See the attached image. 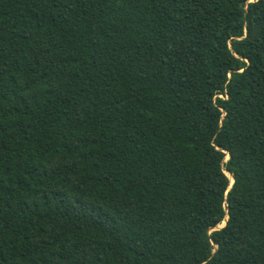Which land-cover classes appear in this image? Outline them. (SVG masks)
I'll use <instances>...</instances> for the list:
<instances>
[{
  "label": "trees",
  "instance_id": "obj_1",
  "mask_svg": "<svg viewBox=\"0 0 264 264\" xmlns=\"http://www.w3.org/2000/svg\"><path fill=\"white\" fill-rule=\"evenodd\" d=\"M0 264H264V0H0Z\"/></svg>",
  "mask_w": 264,
  "mask_h": 264
},
{
  "label": "water",
  "instance_id": "obj_2",
  "mask_svg": "<svg viewBox=\"0 0 264 264\" xmlns=\"http://www.w3.org/2000/svg\"><path fill=\"white\" fill-rule=\"evenodd\" d=\"M232 179H233V177H232ZM233 183H234V179H233V181L231 182V185H232ZM226 221H227V218L224 220V224H223V225H221V226H217V227H214V228H212V230L220 229V228L224 227L225 224H226Z\"/></svg>",
  "mask_w": 264,
  "mask_h": 264
},
{
  "label": "rangeland",
  "instance_id": "obj_3",
  "mask_svg": "<svg viewBox=\"0 0 264 264\" xmlns=\"http://www.w3.org/2000/svg\"><path fill=\"white\" fill-rule=\"evenodd\" d=\"M221 225H222V223H221L220 225H218V226H221ZM211 230H212V229H211ZM211 230H210V231H211Z\"/></svg>",
  "mask_w": 264,
  "mask_h": 264
},
{
  "label": "bare ground",
  "instance_id": "obj_4",
  "mask_svg": "<svg viewBox=\"0 0 264 264\" xmlns=\"http://www.w3.org/2000/svg\"><path fill=\"white\" fill-rule=\"evenodd\" d=\"M223 225V224H222Z\"/></svg>",
  "mask_w": 264,
  "mask_h": 264
}]
</instances>
